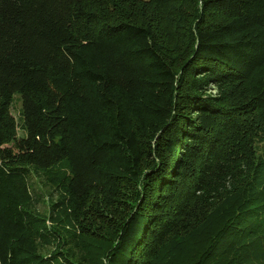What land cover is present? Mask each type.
Here are the masks:
<instances>
[{"label": "trees", "instance_id": "1", "mask_svg": "<svg viewBox=\"0 0 264 264\" xmlns=\"http://www.w3.org/2000/svg\"><path fill=\"white\" fill-rule=\"evenodd\" d=\"M150 1L191 6L180 64L151 25L103 21L93 0H0V264L65 259L36 254L23 210L29 167L66 172L56 207L78 224L94 194L143 184L116 264H157L247 185L240 140L264 131V0ZM16 94L23 137L10 114ZM239 197L205 255L264 264V199Z\"/></svg>", "mask_w": 264, "mask_h": 264}, {"label": "rangeland", "instance_id": "2", "mask_svg": "<svg viewBox=\"0 0 264 264\" xmlns=\"http://www.w3.org/2000/svg\"><path fill=\"white\" fill-rule=\"evenodd\" d=\"M92 9L103 21L110 23L129 21L151 25L156 34H160L169 58L177 64L187 59L188 55L184 52L189 50V34L193 24L192 9L188 3L158 5L150 0H93ZM237 92L243 93L244 90L239 88ZM10 114L17 136L23 137L22 101L18 94L13 96ZM240 144L245 153L240 156L246 161L247 185L236 193L237 196L228 195L223 202L218 203L208 220L200 223L186 237L170 242L157 264L227 262H221V257L216 255H205L213 244L215 233L233 217V208L240 202V192L244 193L246 199L251 196V202L258 198L264 199V131L249 128ZM28 169V194L23 210L35 222L33 234L36 254L43 259L63 257L62 264H116L113 261L115 259L110 260V257L116 252L123 224L140 205L143 184L124 187L121 191L103 197L94 194L92 212L78 224L76 218L73 219L56 207L63 196L66 172L62 168L49 171L32 167ZM228 240L221 239L217 248L221 250ZM237 248L243 250L241 245ZM257 249L264 250L261 245ZM259 263L261 260L251 264Z\"/></svg>", "mask_w": 264, "mask_h": 264}]
</instances>
